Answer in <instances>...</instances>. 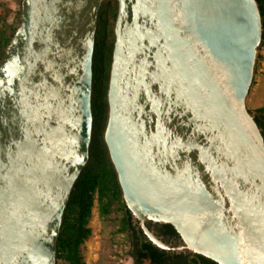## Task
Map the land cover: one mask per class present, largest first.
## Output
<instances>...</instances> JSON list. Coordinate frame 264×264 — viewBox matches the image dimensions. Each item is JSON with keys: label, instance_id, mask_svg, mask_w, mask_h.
Returning a JSON list of instances; mask_svg holds the SVG:
<instances>
[{"label": "water", "instance_id": "obj_1", "mask_svg": "<svg viewBox=\"0 0 264 264\" xmlns=\"http://www.w3.org/2000/svg\"><path fill=\"white\" fill-rule=\"evenodd\" d=\"M102 1L20 2L0 59V264H55L88 159ZM116 1L103 139L133 223L166 251L264 264V138L245 103L256 0Z\"/></svg>", "mask_w": 264, "mask_h": 264}, {"label": "trees", "instance_id": "obj_2", "mask_svg": "<svg viewBox=\"0 0 264 264\" xmlns=\"http://www.w3.org/2000/svg\"><path fill=\"white\" fill-rule=\"evenodd\" d=\"M18 10L12 21L0 20V59L6 45L14 33L20 14ZM261 16L262 32L260 46L264 45V0H256ZM117 13L116 0H103L97 15L94 46L92 53L91 113L92 126L88 148V159L76 178L62 215L56 239L55 264H85L80 254V244L89 234L87 219L94 198L99 213L103 217L110 214L120 215L119 230L124 232L128 241V255L134 264H217L215 261L196 253L170 252L152 244L135 226L127 208L117 175L109 158L103 139L107 120V88L114 42L113 26ZM250 111V110H249ZM264 138V104L250 111ZM166 234L178 235L174 227L165 223Z\"/></svg>", "mask_w": 264, "mask_h": 264}, {"label": "rangeland", "instance_id": "obj_3", "mask_svg": "<svg viewBox=\"0 0 264 264\" xmlns=\"http://www.w3.org/2000/svg\"><path fill=\"white\" fill-rule=\"evenodd\" d=\"M17 10L18 0H0V20L5 18L8 22L12 21ZM245 103L250 111L264 104V45L262 47L259 45L257 49L252 80ZM119 226L120 215L101 216L97 200L94 198L87 219V227L90 231L79 247L85 264H134L128 255L127 236L119 230ZM163 241L172 245L177 244V240L173 242L163 239ZM142 264H148V261Z\"/></svg>", "mask_w": 264, "mask_h": 264}, {"label": "flooded vegetation", "instance_id": "obj_4", "mask_svg": "<svg viewBox=\"0 0 264 264\" xmlns=\"http://www.w3.org/2000/svg\"><path fill=\"white\" fill-rule=\"evenodd\" d=\"M165 223H159V222H152V221H148L146 222V225L152 229L158 236H160L162 239L164 240H168V241H173L175 242L176 240H178L179 236L178 235H171L169 236L168 234H166V228H164ZM136 226V225H135Z\"/></svg>", "mask_w": 264, "mask_h": 264}]
</instances>
